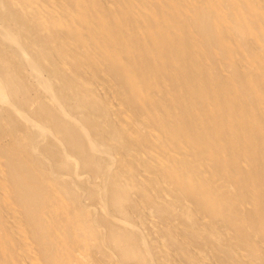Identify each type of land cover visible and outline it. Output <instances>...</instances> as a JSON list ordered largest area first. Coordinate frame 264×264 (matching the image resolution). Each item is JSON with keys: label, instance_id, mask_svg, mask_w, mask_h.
I'll return each mask as SVG.
<instances>
[{"label": "bare ground", "instance_id": "6f19581e", "mask_svg": "<svg viewBox=\"0 0 264 264\" xmlns=\"http://www.w3.org/2000/svg\"><path fill=\"white\" fill-rule=\"evenodd\" d=\"M0 264H264V0H0Z\"/></svg>", "mask_w": 264, "mask_h": 264}]
</instances>
